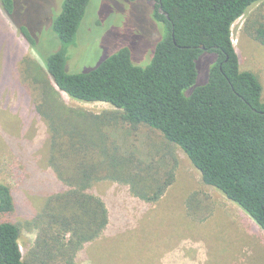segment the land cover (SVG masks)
Returning a JSON list of instances; mask_svg holds the SVG:
<instances>
[{
    "label": "trees",
    "instance_id": "16d2710c",
    "mask_svg": "<svg viewBox=\"0 0 264 264\" xmlns=\"http://www.w3.org/2000/svg\"><path fill=\"white\" fill-rule=\"evenodd\" d=\"M145 1L154 3L155 20L167 31L150 64L135 65L130 49L123 48L82 73L68 71L69 50L77 44L91 0L63 1L53 22L61 47L45 60L51 79L38 111L50 124L53 149L74 164L61 176L74 189L52 197L38 216L41 232L30 262L24 260L20 228L0 223V264H77V254L109 225L105 202L86 192L94 180L125 183L140 200L161 201L176 180L177 160L160 177L157 162L141 161L129 148L122 152L113 138L118 131L126 137L141 127L181 148L203 183L240 206L264 231L263 85L255 73L241 70L232 39L233 25L264 0ZM0 6L35 48L32 31L14 20L17 1L0 0ZM248 32L264 45V23ZM205 55L214 60L200 83L199 62ZM62 93L116 110L93 115L69 109ZM14 211L12 191L0 182V214Z\"/></svg>",
    "mask_w": 264,
    "mask_h": 264
},
{
    "label": "rangeland",
    "instance_id": "374dc122",
    "mask_svg": "<svg viewBox=\"0 0 264 264\" xmlns=\"http://www.w3.org/2000/svg\"><path fill=\"white\" fill-rule=\"evenodd\" d=\"M15 1L14 20L32 31L36 44H29L0 6V182L15 201V211L0 214V223L20 228L24 260L30 262L41 232L38 216L52 197L74 189L61 177L74 164L53 149L50 124L38 111L50 78L45 60L61 47L53 22L65 0ZM154 10V3L145 0H91L77 44L69 50L68 71L89 72L123 48L130 49L135 65L150 64L167 33ZM258 23H264V2L233 25L232 39L241 70L260 78L264 101V45L248 32ZM213 60L210 55L200 60V83ZM60 97L69 109L93 115L116 110L64 93ZM113 138L122 152L129 148L141 161L157 162L160 177L177 160L176 180L155 204L137 198L128 184L94 180L86 192L105 202L109 225L77 254V264H264V231L240 206L205 185L181 148L144 127L126 137L118 131Z\"/></svg>",
    "mask_w": 264,
    "mask_h": 264
},
{
    "label": "water",
    "instance_id": "95a60500",
    "mask_svg": "<svg viewBox=\"0 0 264 264\" xmlns=\"http://www.w3.org/2000/svg\"><path fill=\"white\" fill-rule=\"evenodd\" d=\"M159 11H160L161 14H164L168 18V14L163 10L162 7L160 8Z\"/></svg>",
    "mask_w": 264,
    "mask_h": 264
}]
</instances>
